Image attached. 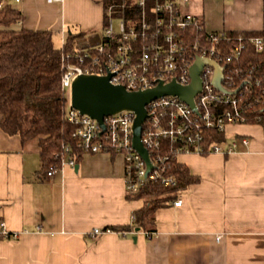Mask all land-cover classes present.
Listing matches in <instances>:
<instances>
[{
	"label": "crops",
	"instance_id": "0c3cea01",
	"mask_svg": "<svg viewBox=\"0 0 264 264\" xmlns=\"http://www.w3.org/2000/svg\"><path fill=\"white\" fill-rule=\"evenodd\" d=\"M11 6L22 14L16 27L49 29L60 40L103 25L102 0ZM181 8L202 17L206 30L264 29V0H187ZM225 135L235 152L178 156L199 180L180 193L179 206L156 210L147 239L141 230L91 233L129 224L142 203L126 197L121 154L83 153L74 166L38 175L37 139L0 128V221L15 234L0 238V264H264V128L230 123Z\"/></svg>",
	"mask_w": 264,
	"mask_h": 264
},
{
	"label": "built area",
	"instance_id": "2783aa9c",
	"mask_svg": "<svg viewBox=\"0 0 264 264\" xmlns=\"http://www.w3.org/2000/svg\"><path fill=\"white\" fill-rule=\"evenodd\" d=\"M20 0H0V7ZM60 1V0H48ZM187 0H112L105 9L100 41L90 44L78 40L67 55L74 59L63 65L62 88L69 90L71 80L77 74L94 73L109 75L112 84L127 90H144L159 82L171 80L187 85L190 67L197 57L208 58L223 67L222 85L227 90H249L259 85L264 76L258 65L241 59L246 44L255 51H264V35L236 39L227 36L226 30H206V36L189 35V26H196L195 16L184 13L182 6ZM213 66L204 64L200 71L201 89L194 95L196 110L176 95H162L146 104V117L141 124L140 142L148 151L151 168L132 144V123L135 113L123 110L103 117L104 130L96 119L80 114L69 104L66 119L74 125L72 136L83 153L114 152L124 161L125 193L132 195L148 182L174 186L176 179L169 173V162L178 161L183 153H221L236 151V140L210 141L208 131H225L230 123H244L245 118L238 106L236 93L229 94L216 89L210 75ZM240 81L239 86H235ZM226 83V84H225ZM240 144L247 146L249 138L239 137ZM59 164H51L46 170L50 176L63 165L76 164L71 148L64 146ZM181 200H174L179 206ZM134 215L131 214V220ZM116 231L126 236L138 231ZM111 228L92 229L96 236ZM0 233L13 238L3 220Z\"/></svg>",
	"mask_w": 264,
	"mask_h": 264
},
{
	"label": "trees",
	"instance_id": "16d2710c",
	"mask_svg": "<svg viewBox=\"0 0 264 264\" xmlns=\"http://www.w3.org/2000/svg\"><path fill=\"white\" fill-rule=\"evenodd\" d=\"M110 1L102 0L103 10ZM21 20L22 14L10 4L0 7V128L8 135H18L22 141L37 139L38 175H42L51 164L60 163L64 146L71 148L76 163L83 154L72 136L74 125L65 116L69 96L61 86V76L63 65L74 61L67 55L77 41L86 38L90 44L98 43L100 33L68 31L57 46L51 30L16 27ZM195 20L196 26L187 29L189 35L206 36L203 18L195 16ZM239 33L246 38L264 35V29L232 30L227 31V36L236 39ZM241 55L244 61L258 65L259 74L264 76V51L257 52L251 44H246ZM239 85L240 81L235 86ZM236 100L244 123L259 124L264 128V80L249 90L241 87ZM208 135L207 142L227 139L225 131H208ZM169 173L176 179L174 186L148 182L137 193L126 194L127 198L142 200L133 211L134 218L129 224L106 227L122 231L134 226L150 239L156 233V210L171 206L189 184L199 180L180 161L169 162ZM3 237L7 238L0 233V238Z\"/></svg>",
	"mask_w": 264,
	"mask_h": 264
},
{
	"label": "water",
	"instance_id": "95a60500",
	"mask_svg": "<svg viewBox=\"0 0 264 264\" xmlns=\"http://www.w3.org/2000/svg\"><path fill=\"white\" fill-rule=\"evenodd\" d=\"M204 64L213 66L210 80L213 86L223 92L235 94L238 89L227 90L222 85L223 67L208 58L197 57L190 67L191 80L187 85H180L174 80L167 83L159 82L144 90H127L122 85L112 84L109 75L81 73L74 76L69 88V105L80 114H87L96 119L104 130L103 117L123 110H132L135 118L132 123V144L151 168L148 151L140 142L141 124L146 117V104L162 95H176L192 109L194 95L201 89L200 71Z\"/></svg>",
	"mask_w": 264,
	"mask_h": 264
},
{
	"label": "rangeland",
	"instance_id": "374dc122",
	"mask_svg": "<svg viewBox=\"0 0 264 264\" xmlns=\"http://www.w3.org/2000/svg\"><path fill=\"white\" fill-rule=\"evenodd\" d=\"M53 41H54L55 45H57V46H59L62 43L60 38L58 36H56V35H53ZM67 93H68V96H69V90H67Z\"/></svg>",
	"mask_w": 264,
	"mask_h": 264
}]
</instances>
